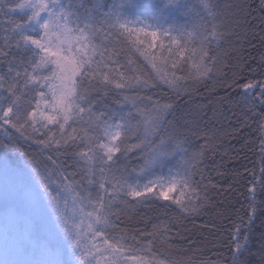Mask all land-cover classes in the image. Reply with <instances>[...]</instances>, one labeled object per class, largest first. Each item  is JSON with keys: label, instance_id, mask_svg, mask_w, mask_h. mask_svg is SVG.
I'll list each match as a JSON object with an SVG mask.
<instances>
[{"label": "snow or ice", "instance_id": "1", "mask_svg": "<svg viewBox=\"0 0 264 264\" xmlns=\"http://www.w3.org/2000/svg\"><path fill=\"white\" fill-rule=\"evenodd\" d=\"M246 7L227 0H0V23L9 25L0 43V130L50 153L52 164L42 169L20 147L0 142L18 154L0 160V264H246L249 230L264 210V116L260 167L245 168L251 179L239 193L246 219L232 222L226 253L170 258L154 251L156 242L172 248L166 224L145 232L125 223L142 207L175 212L178 221L212 203L209 192L218 186L205 175L212 134L193 128L195 117L177 116L171 96L156 90L179 98L226 76L229 48L240 39L236 13ZM237 87V105L264 108V82ZM193 136L204 143L194 147Z\"/></svg>", "mask_w": 264, "mask_h": 264}, {"label": "trees", "instance_id": "2", "mask_svg": "<svg viewBox=\"0 0 264 264\" xmlns=\"http://www.w3.org/2000/svg\"><path fill=\"white\" fill-rule=\"evenodd\" d=\"M227 2L240 5L242 8L247 6L244 11H240L238 14L240 16H237L241 21L237 29L240 39L235 41L233 47L235 50L239 49V58L234 55L232 48L225 45L230 53L228 57L230 67L226 70L227 75L201 83L179 98L166 89L156 90V94L160 96L166 94L171 96L176 104V115L179 117L196 118V115H193L194 108L204 105L201 126L198 125L199 123L195 124L194 120L192 127L202 128L212 134L211 150L205 160L208 166L205 175L218 186L209 192L212 203L200 214L179 216L178 221L174 218L177 213L168 212L165 215L163 210L155 209V206L152 210L139 208L130 219L125 220L129 227L145 232L152 231L154 224H166L171 229L169 239L172 248L169 249L167 245L156 242L154 251L158 254L170 253V258L180 259L193 255L198 260H216L227 252L224 245L227 243L228 229L231 228L232 222L237 221L239 217L246 219L247 202L239 195V193H246L248 181L251 179L248 172H245V168L251 170L255 167L258 171L260 167L257 163L260 156L258 125L261 116H264V108H254L253 112L257 115H253V112L246 111L244 104L237 105L235 102L240 100L241 89L237 85L250 81L264 82V41L261 40V36H264V7L260 6V0H227ZM233 11L236 12V9ZM18 18V13L12 15V19ZM6 27H9L7 23H0V43L3 40V29ZM142 63L139 61V64ZM149 68L145 65L142 70L151 73ZM0 71H6V68ZM184 71L187 73L188 70ZM253 92L259 93L260 88H254ZM106 103L115 106L112 98H109ZM191 139L196 148L204 143L195 136ZM0 142L9 144L10 148L13 144L20 147L32 156L42 169L52 167L51 161L47 159L50 153H42L34 143L20 139L15 133L12 134L11 140L8 137L4 139L3 130H0ZM10 148H0V160L17 158L18 154L12 152ZM51 154L55 158V153ZM132 163L135 164L136 161L133 160ZM217 194L222 197L216 198ZM215 201L222 202L224 206L217 207ZM249 236L250 251L244 254L243 259L246 264H262L264 210L257 212L251 224ZM189 241L192 243L189 244Z\"/></svg>", "mask_w": 264, "mask_h": 264}, {"label": "rangeland", "instance_id": "3", "mask_svg": "<svg viewBox=\"0 0 264 264\" xmlns=\"http://www.w3.org/2000/svg\"><path fill=\"white\" fill-rule=\"evenodd\" d=\"M238 14H240V12H237L236 13V15L237 16H240V15H238ZM233 51V53H234V55L236 56V57H238L239 58V49H236V50H232ZM151 71H152V69L151 68H149ZM161 89H166V88H161ZM167 90V89H166ZM204 111V105H202V106H200V107H198V108H194V111H193V115H196V118H195V124L196 123H199L198 125L199 126H201L200 124H202V115H203V112ZM187 119H189V120H191V117H189V118H187ZM195 126V125H194ZM3 138L4 139H6L7 137L4 135V133H3ZM11 158V157H10ZM13 159V158H12ZM220 197L221 195L220 194H217V196H216V198L217 197ZM222 197V196H221ZM215 204L217 205V207H223L224 205L222 204V202H216L215 201ZM0 214H2V211H0ZM263 248H264V244H263Z\"/></svg>", "mask_w": 264, "mask_h": 264}]
</instances>
